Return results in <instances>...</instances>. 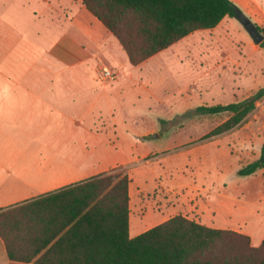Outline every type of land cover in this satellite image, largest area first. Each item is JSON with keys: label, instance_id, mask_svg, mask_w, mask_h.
I'll use <instances>...</instances> for the list:
<instances>
[{"label": "crops", "instance_id": "1", "mask_svg": "<svg viewBox=\"0 0 264 264\" xmlns=\"http://www.w3.org/2000/svg\"><path fill=\"white\" fill-rule=\"evenodd\" d=\"M232 1L264 27L263 3ZM231 19L178 41L199 34L162 73L153 60L160 53L161 61L164 50L132 65L118 39L82 0H0V31L12 35L0 39L12 50L0 57V216L8 233L7 239L0 235V264H37L10 260L7 249L99 248L86 239L122 223L124 208L122 187L102 179L122 171L130 179V238L181 215L208 228L246 235L254 247L261 245L264 215L253 193L257 182L214 185L207 167L211 157L203 145L176 151L180 144L162 150L149 144L151 139L160 142V117L155 128L135 136L120 128L138 123L133 110L173 107L183 96L202 91L226 95L243 89L256 58L237 54L239 43L249 52L253 47L243 34L236 38L226 32V24L236 27ZM6 61L22 64L6 69ZM180 68L190 75L199 72L180 81L175 77ZM104 70L114 78L105 79ZM230 78L241 84L229 85ZM255 92L216 105L238 103ZM256 125L246 117L222 134L238 129L248 142L259 137L251 128ZM263 143L247 164L259 158ZM232 162L238 175L241 166ZM259 171L264 174V168ZM94 207L104 212L89 215ZM112 207L120 210V217L108 212Z\"/></svg>", "mask_w": 264, "mask_h": 264}, {"label": "trees", "instance_id": "2", "mask_svg": "<svg viewBox=\"0 0 264 264\" xmlns=\"http://www.w3.org/2000/svg\"><path fill=\"white\" fill-rule=\"evenodd\" d=\"M118 39L129 61L136 66L198 30L212 29L225 17L236 18L239 7L232 0H82ZM264 36V27L256 25ZM260 46L264 48V39ZM264 98V86L247 99L227 105L198 107L208 114H229L214 128L218 135L239 125ZM264 168V143L259 158L238 171L249 176ZM102 181L117 182L124 192L123 221L100 235L86 239L97 249H7L13 261L37 264H264V240L254 247L246 235L212 229L178 215L130 238L128 233L129 176L118 172ZM115 190V189H114ZM94 207L88 214L103 213ZM120 217V210H108ZM0 216V235L7 229Z\"/></svg>", "mask_w": 264, "mask_h": 264}, {"label": "rangeland", "instance_id": "3", "mask_svg": "<svg viewBox=\"0 0 264 264\" xmlns=\"http://www.w3.org/2000/svg\"><path fill=\"white\" fill-rule=\"evenodd\" d=\"M258 1L264 4V0ZM240 11H242L250 19V17L243 10ZM228 21H232L236 27L232 24H226V32L236 38L241 37L243 34L245 39L252 43L253 50L250 52L244 47V42L241 44L239 43V50L237 51V54L239 52V54L246 56L250 53L256 58L254 72L252 71L253 73L250 74V77H246L243 81V89L245 93L241 88L238 92H235V94L228 93L226 95H218L214 91H202L191 97L185 95L181 101H175V103L172 104L173 107L162 105L158 107L153 105L148 110H133L132 113H138V115H135L138 117L135 121L138 123L133 124L131 127L120 126V128L123 130L129 129L127 134L135 136L137 133L155 128V126H157L155 125V122L158 117H160V142L151 139L149 144L159 146L160 150L166 148L170 144H180V147L176 149V151H183L191 146L203 145V149L205 148L207 150V154L211 157V162L210 164H207V167L211 168L212 182L214 185L221 183V181H225L229 184L248 183L251 181L257 182L259 186L256 187V190H254L253 193L255 194V201L260 200L259 202L261 203L264 215V174L259 171L256 176H238L232 171V161L235 162V165L240 164L239 166L243 168L247 165L250 158L260 150V148L258 149V146L264 140V98L257 102L256 109L247 116V122L257 124L251 128L256 132H259V137L254 136V138L248 142H243L241 136L238 135V129L233 130V132L231 131L229 134L221 133L211 136L210 132L226 120L229 114L214 115L197 110L199 105L210 106L242 100L246 96L255 92L258 88L264 86V48H260L259 45H255L253 43L250 35L236 18H232ZM5 37H12V35L6 33L5 31H0V39ZM198 38L199 34L197 33L182 42L174 44L167 50L161 52V57L163 58L161 61L159 53V56L153 60V63H155L156 66H162L161 72L165 73L166 67L164 66L167 64L172 66V61L175 57H181L184 55L189 47H191V44L196 42ZM10 53H12L11 47L6 46L1 42L0 57L10 55ZM2 63L6 69H19L22 64L20 62L12 61ZM181 65L182 63H179L180 67ZM183 65L186 67L188 62L185 61ZM170 71L173 72V69L170 68ZM198 72L199 71H193L191 73L193 75H190L189 70L184 71L183 68H180L175 77L182 81L188 79L190 76L197 75ZM256 76H258L256 78L258 80H255L253 83L252 79ZM235 80L236 83L233 84L232 78L227 79V81H229V85L231 84L234 87L241 84V80L239 78ZM247 149L251 151V154H247ZM143 161L144 160L142 159L141 162L143 163ZM155 161L156 160H154L153 163H155ZM187 174L189 175V172H187Z\"/></svg>", "mask_w": 264, "mask_h": 264}, {"label": "water", "instance_id": "4", "mask_svg": "<svg viewBox=\"0 0 264 264\" xmlns=\"http://www.w3.org/2000/svg\"><path fill=\"white\" fill-rule=\"evenodd\" d=\"M236 19L242 24L244 29L252 38L253 42L257 45H260L264 39V36L258 30L256 24L252 22L242 11L236 13Z\"/></svg>", "mask_w": 264, "mask_h": 264}, {"label": "built area", "instance_id": "5", "mask_svg": "<svg viewBox=\"0 0 264 264\" xmlns=\"http://www.w3.org/2000/svg\"><path fill=\"white\" fill-rule=\"evenodd\" d=\"M103 76L105 79H113L114 78V74L110 70H104Z\"/></svg>", "mask_w": 264, "mask_h": 264}]
</instances>
